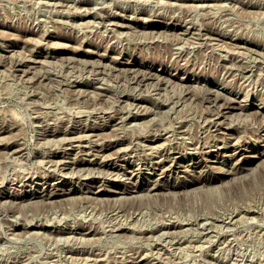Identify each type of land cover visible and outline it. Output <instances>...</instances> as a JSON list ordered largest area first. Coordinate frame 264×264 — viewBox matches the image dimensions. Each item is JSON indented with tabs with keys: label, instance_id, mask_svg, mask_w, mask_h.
<instances>
[{
	"label": "rangeland",
	"instance_id": "obj_1",
	"mask_svg": "<svg viewBox=\"0 0 264 264\" xmlns=\"http://www.w3.org/2000/svg\"><path fill=\"white\" fill-rule=\"evenodd\" d=\"M0 45V264H264V0H0ZM121 59L156 76L139 79ZM80 134L86 147L67 150L61 135ZM119 141L130 147L114 154L116 165L135 169L131 178L91 163ZM18 145L24 155L12 152ZM57 154L85 159L63 172ZM170 162L184 166L162 174ZM127 186L139 189L124 199L116 191ZM52 189L76 191L52 201L43 196ZM29 193L40 196L23 200Z\"/></svg>",
	"mask_w": 264,
	"mask_h": 264
},
{
	"label": "bare ground",
	"instance_id": "obj_2",
	"mask_svg": "<svg viewBox=\"0 0 264 264\" xmlns=\"http://www.w3.org/2000/svg\"><path fill=\"white\" fill-rule=\"evenodd\" d=\"M93 15H94V14H93ZM96 16H97V15H96ZM107 18H108V17H107ZM114 18H115V17H114ZM114 18H113V19H114ZM110 19H111V18H110ZM110 19H109V20H110ZM150 19H151V18H150ZM152 19H154V18L152 17ZM104 20H105V19H104ZM109 20H108V21H109ZM111 20H112V19H111ZM115 21H116V20H115ZM115 21H113V22H115ZM145 21H147V20H145ZM155 21H156V20H155ZM119 22H120V21H119ZM119 22H116V24L119 23ZM109 23H110V22H109ZM109 23H108V24H109ZM111 23H112V22H111ZM122 23H123V21H122ZM121 25H122V24H121ZM131 25H132V24H131ZM136 25H137V23H136ZM122 26L126 27L125 25H122ZM122 26H121V27H122ZM134 26H135V25H134ZM149 26L155 27L154 24H150ZM168 26H169V25H168ZM174 26H175V25H174ZM111 27H113V26H111ZM114 27H116V26H114ZM130 27H131V26H130ZM127 28H128V27H127ZM133 28H134V27H133ZM140 28H141V27H140ZM140 28H139V30H140ZM113 29H114V28H113ZM118 29H119V28H118ZM129 29H132V28H128V30H129ZM134 29H135V28H134ZM154 29H155V28H154ZM154 29H152V30L154 31ZM159 29H160V28H159ZM172 29H173V28H172ZM125 30H126V29H125ZM155 30H156V29H155ZM165 30H166V28H165ZM174 30H175V29H174ZM156 31H157V30H156ZM166 31H168V30H166ZM166 31H165V32H166ZM178 31H179V30H178ZM145 32H146V31H145ZM145 32H143V33H145ZM149 32H150V31H149ZM162 32H163V31H162ZM168 32H169V31H168ZM172 32H174V31H172ZM191 32H192V31H191ZM160 33H161V32H160ZM166 33H167V32H166ZM175 33H176V32H175ZM187 33H188V32H187ZM189 33H190V32H189ZM189 33H188V34H189ZM198 33H199V32H198ZM120 34H121V32H120ZM122 34H123V32H122ZM154 34H155V33H154ZM168 34H169V33H168ZM152 35H153V34H152ZM177 35H178V33H177ZM181 35H182V34H181ZM201 35H202V34H201ZM163 36H164V34H163ZM164 37H165V36H164ZM152 38H154V37H152ZM165 38H166V37H165ZM179 38H180V37H179ZM181 38H182V37H181ZM166 39H167V38H166ZM182 39H183V38H182ZM172 40H173V39H172ZM172 40H171V41H172ZM176 40H177V39H176ZM48 41H50V39H49ZM51 41H52V40H51ZM179 41H180V40H179ZM180 42H182V41H180ZM172 43H173V42H172ZM176 43H177V42H176ZM187 43H188V42H187ZM179 44H180V43H178V44H176V45H179ZM184 44H185V43H184ZM191 44H192V43H191ZM191 44H190V45H191ZM52 45H54V44H52ZM176 45H175V46H176ZM180 45H182V44H180ZM237 45H238V44H237ZM239 45H240V44H239ZM0 46H1V45H0ZM3 46H4V45H3ZM192 46H193V45H192ZM240 46H241V45H240ZM1 47H2V46H1ZM172 47H174V46L172 45ZM176 47H177V46H176ZM2 48H3V47H2ZM168 48H169V47H168ZM178 48H179V47H178ZM180 48H181V47H180ZM182 48H183V47H182ZM190 48H191V47H190ZM5 49H6V48H5ZM191 49H192V48H191ZM178 50H179V49H178ZM181 50H182V49H181ZM14 51H15V50H14ZM179 51H180V50H179ZM184 51H186V50H184ZM15 52H16V51H15ZM105 52H106V51H105ZM169 52H170V51H169ZM177 52H178V51H177ZM0 53H1V51H0ZM10 53H12V52H10ZM13 53H14V52H13ZM174 53H175V52H174ZM174 53H173V54H174ZM34 54H35V53H34ZM106 54H107V53H106ZM108 54H109V53H108ZM178 54H179V53H178ZM2 55L4 56V54H2ZM5 55H6V54H5ZM9 55H10V54H9ZM51 55L53 56V53H52ZM54 55H55V54H54ZM56 55H57V54H56ZM12 56H13V55H12ZM52 56H51V57H52ZM72 56H74V55H72ZM106 56H107V55H106ZM119 56H120V54H119ZM7 57H8V56H7ZM45 57H46V55H45ZM66 57H67V56H66ZM100 57H101V56H100ZM110 57H111V56H110ZM114 57H115V56H114ZM131 57H132V56H131ZM29 58H30V57H29ZM33 58H34V57H33ZM39 58H40V57H39ZM46 58H47V57H46ZM62 58H63V57H62ZM64 58H65V57H64ZM71 58H72V57H71ZM74 58H75V57H74ZM20 59H22V58H20ZM27 59H28V58H27ZM31 59H32V58H31ZM43 59H44V57H43ZM43 59H41V61H44V60H45V59H44V60H43ZM69 59H70V58H69ZM72 59H73V58H72ZM75 59H77V58H75ZM92 59H93V58H92ZM112 59H113V58H112ZM128 59H129V58H128ZM163 59H164V58H163ZM23 60H24V59H23ZM25 60H26V58H25ZM36 60H37V59H36ZM36 60H35V61H36ZM48 60H49V59H48ZM79 60H81V59L79 58ZM82 60L84 61L85 59H82ZM143 60H144V59H143ZM153 60H154V59H153ZM165 60H166V59H165ZM13 61H14V60H13ZM13 61H12V62H13ZM17 61H18V60H17ZM33 61H34V60H33ZM38 61H40V60L38 59ZM67 61H68V59H67ZM70 61H71V60H70ZM114 61H116V60H114ZM141 61H142V60H141ZM46 62H47V61H46ZM71 62H72V61H71ZM73 62H74V61H73ZM94 62H95V59H94ZM99 62H102V63H103L104 61H100V60H99ZM106 62H107V61H106ZM163 62H164V61H163ZM42 63H43V62H42ZM96 63H97V62H95V64H96ZM102 63H101V64H102ZM104 63H105V62H104ZM107 63H109V62H107ZM107 63H106V64H107ZM15 64H16V63H15ZM22 64H24L23 61H20V62H18L17 65L20 66V65H22ZM28 64H29V63H28ZM30 64H32V63H30ZM37 64H38V63H37ZM84 64H86V63H84ZM90 64H91V63H90ZM98 64H99V63H98ZM119 64L121 65V67H125V71H127V70L132 71V72L134 73V76H135V77H139V79H140V77H141V78H147V77H150V76H152V77H153V76H156V74L154 73V72H156V71H154L152 68H149V69H148L149 71L145 70L146 72H144V70L141 69V65H138L139 63H136V62H134V61H130V60H125V61H124V60L121 59V60H119ZM148 64H149V63H148ZM161 64H162V62H161ZM34 65H35V64H34ZM92 65H93V63H92ZM96 65H97V64H96ZM111 65H112V64H111ZM114 65H115V64H114ZM170 65H171V64H170ZM26 66H27V65H26ZM28 66H29V65H28ZM98 66H99V65H98ZM112 66H113V65H112ZM112 66H111V67H112ZM155 66H156V65H155ZM16 67H17V66H16ZM16 67H15V68H16ZM30 67H31V65H30ZM34 67H35V66H34ZM34 67H33V70H34ZM92 67H93V66H92ZM103 67H104V66H103ZM108 67H110V66H108ZM115 67H117V66H115ZM18 68H19V67H18ZM20 68H22V67H20ZM23 68H24V67H23ZM93 68H94V67H93ZM101 68H102V67H101ZM104 68H106V67H104ZM118 68H119V67H118ZM157 68H158V67H157ZM244 68H245V67H244ZM95 69H97V68H95ZM108 69H109V68H108ZM113 69H114V68H113ZM121 69H122V68H120V70H121ZM145 69H146V68H145ZM27 70H28V69H27ZM31 70H32V69H31ZM92 70H93V69H92ZM117 70H118V69H117ZM152 70H153V73H152ZM24 71H25V70H23V73H25ZM96 71H97V70H96ZM99 71L101 72V70H99ZM102 71L104 72L105 69H103ZM125 71H124V72H125ZM26 72H28V71H26ZM89 72L91 73V71H89ZM116 72H117V71H116ZM20 73H21V72H20ZM92 73H93V72H92ZM96 73H97V72H96ZM118 73H119V72H118ZM176 73H177V72H176ZM30 74H31V73H30ZM94 74H95V73H94ZM104 74H105V73H104ZM160 74H162V73H160ZM99 75H100V74H98V76H97L98 78H99ZM101 75H102V74H101ZM131 75H133V74H131ZM131 75H130V78H131ZM163 75H164V74H162V76H163ZM158 76H159V75L157 74V77H158ZM162 76H161V77H162ZM182 76H183V75H182ZM189 76H190V75H189ZM201 76H202V75H201ZM88 77H90V76H88ZM93 77H95V76H93ZM168 78H169V77H168ZM196 78H198V76H197ZM203 78H205V77H203ZM84 79H85V78H84ZM89 79H90V78H89ZM95 79H96V78H95ZM102 79H103V78H102ZM102 79H101V81H102ZM134 79H135V78H134ZM137 79H138V78H137ZM157 79H159V77H158ZM164 79H165V78H164ZM169 79H170V78H169ZM171 79H172V78H171ZM182 79H184V78H182ZM206 79H207V78H206ZM91 80L93 81V79H91ZM98 80H100V79H98ZM144 80H145V79H144ZM150 80H151V79H150ZM161 80H162V79H161ZM166 80H167V79H166ZM138 81H139V80H138ZM151 81H152V80H151ZM151 81H150V82H151ZM153 81H154V80H153ZM157 81H159V80H157ZM172 81H173V80H172ZM176 81H179V80H176ZM176 81H174V82L176 83ZM196 81H197V80H196ZM73 82H74V81H73ZM82 82H83V81H82ZM93 82H94V81H93ZM142 82H143V79H142ZM147 82H148V80H147ZM160 82H161V81H160ZM160 82H159V83H160ZM169 82H171V81H169ZM169 82H168V83H169ZM174 82H173V83H174ZM190 82H191V81H190ZM96 83H98V82L96 81ZM136 83H137V82H136ZM140 83H141V82H140ZM165 83H166V82H165ZM168 83H167V84H168ZM177 83H179V82H177ZM186 83H187V82H186ZM192 83H193V82H192ZM201 83H202L201 85L203 86V82H201ZM88 84H89V82H88ZM99 84H100V83H99ZM104 84H105V83H104ZM133 84H134V83H133ZM143 84H144V83H143ZM150 84H151V83H150ZM152 84H155V83L152 82ZM170 84H171V83H170ZM102 85H103V84H102ZM136 85H137V84H136ZM144 85L146 86L147 84H144ZM159 85H160V84H159ZM165 85H166V84H165ZM187 85H188V84H187ZM190 85H191V84H190ZM194 85H196V84H194ZM78 86H79V85H78ZM104 86H105V85H104ZM138 86H139V85H138ZM138 86H137L136 88H138ZM149 86H150V85H149ZM152 86H153V85H152ZM163 86H164V85H163ZM177 86H179V85H177ZM202 86H201V87H202ZM102 87H103V86H102ZM134 87H135V86H134ZM156 87H158V86H156ZM165 87H166V86H165ZM165 87H164V88H165ZM171 87H173V85H172ZM184 87H185V86H184ZM184 87L182 88L183 90H184ZM186 87H187V86H186ZM199 87H200V86H199ZM207 87H208V86H207ZM80 88H81V87H80ZM139 88H140V87H139ZM153 88H154V87H153ZM161 88H162V87H161ZM169 88H170V87H169ZM176 88H177V87H176ZM194 88H195V86H194ZM86 89H87V88H86ZM98 89H99V88H98ZM149 89H151V88H149ZM157 89H158V88H157ZM171 89H172V88H171ZM182 89H181V90H182ZM196 89H197V88H196ZM207 89H208V88H207ZM102 90H103V89H102ZM159 90H160V89H159ZM163 90H165V89H163ZM166 90H167V89H166ZM178 90H179V89H178ZM199 90H200V89H199ZM211 90H213V89H211ZM95 91H96V90H95ZM97 91H98V90H97ZM97 91H96V92H97ZM153 91H154V90H153ZM153 91H152V92H153ZM155 91H156V90H155ZM192 91H194V89H193ZM82 92H83V90H82ZM159 92H161V91H159ZM180 92H181V91H180ZM195 92H196V91H195ZM195 92H194V93H195ZM218 92H220V91H218ZM218 92H217V93H218ZM99 93H100V92H99ZM184 93H185V91H184ZM200 93H201V92H200ZM213 93H214V92H213ZM159 94H160V93H159ZM179 94H180V93H179ZM188 94H189V91H188ZM204 94H205V93H204ZM210 94H211V93H210ZM214 94H215V93H214ZM219 94H220V93H219ZM103 95H104V94H103ZM184 95H185V94H184ZM195 95H196V96H199V95H197V94H195ZM206 95H207V94H206ZM212 95H213V94H212ZM222 95H223V94H222ZM173 96H174V94L172 95V97H173ZM177 96H178V95H177ZM180 96H181V95H180ZM190 96H191V95H190ZM196 96H193V97H196ZM204 96H205V95H204ZM204 96H203V100H204ZM193 97H192V98H193ZM211 97H212V96H211ZM225 97H226V95H225ZM161 98H162V96H161ZM169 98H170V97H169ZM186 98H187V97H186ZM186 98H185V99H186ZM190 98H191V97H190ZM196 98H197V97H196ZM205 98H206V97H205ZM213 98H214V97H213ZM221 98H222V97H221ZM221 98H219V99H221ZM229 98H230V97H229ZM176 99H178V98H176ZM180 99H181V98H180ZM187 99H188V98H187ZM194 99H195V98H194ZM209 99H210V98H209ZM224 99H225V98H224ZM144 100H145V99H144ZM168 100H170V99H168ZM171 100H172V98H171ZM190 100H191V102H189V103H192V99H190ZM190 100H189V101H190ZM197 100H198V99H197ZM199 100H200V99H199ZM222 100H223V99H222ZM230 100H231V98H230ZM243 100H244V99H243ZM175 101H176V100H175ZM181 101H182V100H181ZM183 101H184V100H183ZM201 101H202V100H201ZM204 101H205V100H204ZM236 101H237V100H236ZM241 101H242V100H241ZM177 102H179V101H177ZM177 102H176V103H177ZM195 102H196V101H195ZM228 102H229V101H228ZM138 103H139V102H138ZM163 103H164V102H163ZM166 103H167V102H166ZM185 103H186V102H184L183 105H184ZM211 103H212V102H211ZM223 103H224V102H223ZM226 103H227V102H226ZM170 104H171V103H170ZM174 104H175V102H173V105H174ZM177 104H178V103H177ZM177 104H176V105H177ZM179 104H180V103H179ZM214 104H215V102H214ZM228 104H229V103H228ZM241 104H242V103H240V104L237 106V108L240 109L241 107H243V105H241ZM141 105H142V104H141ZM148 105H149V104H147V106H148ZM161 105H162V104H161ZM168 105H169V104H168ZM208 105H209V103H208ZM212 105H213V104H212ZM220 105H221V103H220ZM224 105H225V104H224ZM155 106H157V105H155ZM171 106H172V104H171ZM171 106H170V107H171ZM174 106H175V105H174ZM174 106H172V107H174ZM179 106H180V105H179ZM210 106H211V105H210ZM221 106H222V105H221ZM225 106H227V107H225V108H227V109L233 107V106L230 107V106H228L227 104H226ZM258 106H259V105H258ZM137 107H138V106H137ZM137 107H136V108H137ZM180 107H181V106H180ZM216 107H217V106H216ZM140 108H141V107H140ZM150 108H152V107H150ZM155 108H156V107H155ZM166 108L169 109L168 107H166ZM177 108H178V107H176V109H177ZM219 108H220V107H219ZM246 108H247V107H246ZM257 108H258V107H257ZM259 108H260V107H259ZM145 109H146V107H145ZM145 109H144V110H145ZM152 109H153V108H152ZM156 109H157V108H156ZM158 109H159V108H158ZM160 109H161V108H160ZM167 109H166V111H167ZM170 109H171V111H172L174 108H170ZM176 109H175V110H176ZM217 109H218V108H217ZM227 109H226V110H227ZM135 110H136V109H135ZM135 110H134V111H135ZM162 110H163V108H162ZM213 110H214V109H213ZM245 110H246V109H245ZM141 111H142V110H141ZM151 111H152V110H151ZM154 111H155V110H154ZM164 111H165V110H164ZM237 111H238V110H237ZM249 111H250V110H249ZM258 111H260V110H258ZM138 112H139V107H138ZM143 112H144V111H143ZM147 112H150V110H149V111L147 110ZM216 112H217V111H216ZM222 112H223V111H222ZM229 112H230V111H229ZM240 112H241V111H240ZM240 112H239V113H240ZM261 112H262V111H261ZM129 113H131V112H129ZM226 113H227V112H226ZM232 113H234V112H232ZM237 113H238V112H237ZM134 114H135V113H134ZM142 114H143V113H142ZM154 114H155V112H154ZM205 114H206V113H205ZM214 114H215V113H214ZM219 114H220V111H219ZM129 115H130V114H129ZM129 115H128V116H129ZM140 115H141V114H140ZM146 115H147V113H146ZM152 115H153V114H152ZM228 115H229V114H228ZM126 116H127V115H126ZM149 116H150V115H149ZM207 116H210V115H207ZM217 116H218V115H217ZM225 116H226V115H225ZM124 117H125V116H124ZM205 117H206V115H205ZM227 117H228V116H227ZM227 117H226V118H227ZM119 118H120V117H119ZM206 118H208V117H206ZM212 118H213V117H212ZM228 118H229V117H228ZM122 119H123V118H122ZM209 119H210V118H209ZM223 119H224V118H223ZM223 119H222V120H223ZM120 120H121V119H120ZM125 120H126V119H125ZM210 120H211V119H210ZM222 120L220 119V121H222ZM121 121H122V120H121ZM129 121H130V120H129ZM129 121H128V123H129ZM206 121H208V120L206 119ZM224 121H225V119H224ZM224 121H223V122H224ZM118 122H119V121H118ZM131 122H133V121H131ZM214 123H215V121H214ZM225 123H226V122H225ZM105 124H106V123H105ZM126 124H127V123H126ZM208 124H209V122H208ZM216 124H218V123H216ZM119 125H120V124H119ZM121 126H122V125H121ZM215 126H216V125H215ZM224 126H225V125H224ZM226 126H227V125H226ZM180 127H181V126H180ZM180 127H179V128H180ZM209 127H211V125H210ZM113 128H115V127L113 126ZM175 128H176V127H175ZM72 129H73V128H72ZM182 129H183V128H182ZM4 130H5V129H4ZM69 130H70V129H69ZM119 130H120V129H119ZM174 130H175V129H174ZM180 130H181V129H180ZM63 131H64V130H63ZM73 131H74V130H71V131L68 132L67 134H73ZM83 131H84V130H83ZM91 131H92V130H91ZM104 131H106V130H104ZM117 131H118V130H117ZM171 131H172V130H171ZM224 131H225V130H224ZM2 132H3V131H2ZM78 132H79V131H78ZM118 132H119V131H118ZM174 132H175V131H174ZM177 132H178V131H177ZM184 132H185V131H184ZM225 132H226V131H225ZM83 133H84V132H83ZM83 133H81V134H83ZM87 133H88V132H87ZM87 133H86V134H87ZM94 133H95V132H94ZM114 133H115V132H114ZM171 133H172V132H171ZM222 133H223V132H222ZM230 133H232V132H230ZM1 134H2V133H1ZM63 134H64V133H63ZM81 134H80V136L76 135V137H75L74 135H72V137H71L70 135H68V136H66V137L63 136V135H61V136L63 137V139H62V138H59V139H60V140L62 139V141H64L63 143L66 144V146H67V150H71V149H73L74 147H79V148H80V147H86V145H83V144H85L84 141H85L88 137L85 138V135H86V134H85V135H81ZM89 134H90V137H91V133H89ZM103 134H104V133H103ZM112 134H113V133H112ZM225 134H226V133H225ZM48 135H50V134H48ZM52 135L57 137V134H55V133L52 134ZM58 135H59V134H58ZM98 135H99V134H98ZM98 135H97V136H98ZM100 135H101V134H100ZM105 135H106V134H105ZM172 135H173V134H172ZM172 135H171V136H172ZM174 135H175V134H174ZM178 135H179V134H178ZM184 135H186V133L183 134V136H184ZM223 135H224V134H223ZM0 136H1V135H0ZM21 136H22V135H21ZM87 136H89V135L87 134ZM124 136H125V135H124ZM157 136H158V135H157ZM179 136H180V135H179ZM186 136H187V135H186ZM230 136H231V135H230ZM18 137L20 138V136H18ZM18 137H17V138H18ZM56 137H55V138H56ZM64 137H65V138H64ZM92 137H94V136H92ZM95 137H96V136H95ZM104 137H105V136H104ZM117 137H118V136H117ZM120 137H121V136H120ZM140 137H141V136H140ZM144 137H145V136H144ZM152 137H153V136H152ZM174 137H175V136H174ZM174 137H172V138H174ZM176 137H177V136H176ZM184 137H185V136H184ZM223 137H224V136H223ZM233 137H234V136H233ZM1 138H2V137H1ZM3 138H4V137H3ZM97 138H98V137H97ZM115 138H116V137H115ZM125 138H126V137H125ZM147 138H149V137H147ZM186 138H187V137H186ZM6 139H7V138H6ZM15 139H16V138H15ZM21 139H22V138H21ZM56 139H57V138H56ZM88 139H89V138H88ZM92 139H93V138H92ZM103 139H105V138H103ZM166 139H167V136H166ZM168 139H169V138H168ZM183 139H184V138H183ZM228 139H229V137H228ZM0 140H1V139H0ZM99 140H101V139H99ZM105 140H106V139H105ZM105 140H104V141H105ZM118 140H119V139H118ZM138 140H139V139H138ZM170 140H171V139H170ZM174 140H175V139H174ZM233 140H235V139H233ZM19 141H20V140H19ZM51 141H52V140H51ZM106 141H108V140H106ZM128 141H129V140H128ZM140 141H141V140H140ZM181 141H182V139H181ZM226 141H227V140H226ZM236 141H237V140H236ZM236 141H235V142H236ZM15 142H16V141H15ZM57 142H59V141H57ZM57 142L55 141L56 144H58ZM85 142H86V141H85ZM91 142H92V141H91ZM98 142H99V141H98ZM110 142H111V141H110ZM136 142H137V141H136ZM138 142H139V141H138ZM141 142H143V141H141ZM147 142H148V141H147ZM167 142H169V141H167ZM183 142H184V141H183ZM224 142H225V137H224ZM237 142H238V141H237ZM0 143H1V142H0ZM7 143H8V141H7ZM7 143H6V144H7ZM11 143H12V142H11ZM19 143H20V142H19ZM59 143H60V142H59ZM87 143H88V142H86V144H87ZM144 143H145V142H144ZM173 143H174V142H173ZM176 143H177V142H176ZM178 143L180 144V142H178ZM186 143H187V142H186ZM229 143H230V142H229ZM232 143H233V142H232ZM239 143H240V142H239ZM23 144H24V143H23ZM53 144H54V143H53ZM56 144H55V146H57ZM60 144H62V142H61ZM60 144H59V146H60ZM122 144H123V141H119V142H117V143L115 142V143L113 144V146L110 147V148H107V147H106V148H103L102 150H100V152H98V153H99L98 155H100L101 160L99 159L100 161H98V160L95 161V160L93 159L95 162L92 160L91 163H92V164H95V165H97V166H100V168H102V169H103V168L108 169V170H110V171L113 172V173H114V171H115V172L117 173V175H118V174H123L124 176H125V175H126V176H130V178H131V175L134 174L135 169L131 168L130 166H128V167H123L124 165H122V167H120V166L116 165L117 162L115 161L116 158H115L114 156H116L117 154L119 155V153H121V151H125V153H126L127 148L130 147V146L127 147V146L125 145V146H126V148H125V147H123L124 145L122 146ZM141 144H142V143H141ZM146 144H147V143H146ZM149 144H151V143H149ZM152 144H153V142H152ZM154 144H155V143H154ZM154 144H153V145H154ZM165 144H166V143H165ZM174 144H175V143H174ZM179 144H178V145H179ZM225 144H226V143H225ZM225 144H224V146H225ZM63 145H64V144H63ZM128 145H130V144H128ZM157 145H159V144H157ZM169 145H170V144H169ZM192 145H193V144H192ZM5 146H6V145H5ZM18 146H19V145H18ZM53 146H54V145H53ZM89 146H90V145H89ZM141 146H142V145H141ZM141 146H140V147H141ZM143 146H144V145H143ZM146 146H147V145H146ZM154 146H155V145H154ZM172 146H173V145H172ZM221 146H222V145H221ZM236 146H237V145H236ZM0 147H1V146H0ZM13 147H14V146H13ZM13 147H12V152H13V153H18L19 155L22 154V152H23V150H24L23 148H21L20 146H19L20 148H19V147H17V148H13ZM100 147H101V146H100ZM122 147H123V148H122ZM140 147H139V148H140ZM148 147H149V146H148ZM148 147H147V148H148ZM162 147H163V146H162ZM162 147H161V148H162ZM170 147H171V146H170ZM227 147H228V145H227ZM6 148H8V147H6ZM25 148H26V147H25ZM57 148H58V147H57ZM79 148H78V149H79ZM87 148H88V147H87ZM131 148H132V147H131ZM161 148H160V149H161ZM175 148H176V147H175ZM62 149H65V148L62 147ZM76 149H77V148H76ZM78 149H77V150H78ZM80 149H81V148H80ZM85 149H86V148H85ZM92 149H93V148H92ZM155 149H156V148H155ZM164 149H165V147H164ZM166 149H167V148H166ZM169 149H170V148H169ZM183 149H184V148H183ZM185 149H186V148H185ZM198 149H199V148H198ZM214 149H215V148H214ZM231 149H232V148H231ZM59 150H60V149H59ZM87 150H88V149H87ZM98 150H99V149H98ZM111 150H113V151L110 152ZM130 150H131V149H130ZM152 150H153V149H152ZM158 150H159V149H158ZM171 150H172V148H171ZM175 150H177V149H175ZM199 150H200V149H199ZM236 150H237V149H236ZM9 151H10V150H9ZM24 151H25V150H24ZM55 151H56V150H55ZM61 151H62V150H61ZM65 151H66V150H65ZM88 151H89V150H88ZM88 151H87V152H88ZM94 151H95V150H94ZM143 151H144V150H143ZM154 151H155V150H154ZM169 151H170V150H169ZM186 151H187V150H186ZM197 151H198V150H197ZM205 151H206V150H205ZM234 151H235V150H234ZM10 152H11V151H10ZM69 152H70V151H69ZM75 152H77V151H75ZM90 152H91V151H90ZM90 152H89V153H90ZM150 152H151V149H150ZM158 152H159V151H158ZM164 152H165V151H164ZM181 152H182V151H181ZM189 152H190V151H189ZM191 152H192V150H191ZM193 152H194V151H193ZM203 152H204V151H203ZM207 152H208V151H207ZM212 152H213V151H212ZM217 152H218V151H217ZM232 152H233V151H232ZM7 153H9V152H7ZM25 153H26V152H25ZM28 153H29V152H28ZM62 153H63V152H62ZM66 153H67V152H66ZM73 153H74V152H73ZM81 153H82V150H81ZM92 153H93V152H92ZM95 153H96V152H95ZM115 153H116V155H114ZM131 153H132V152H131ZM134 153H135V152H134ZM151 153H153V152H151ZM151 153H150V154H151ZM156 153H157V152H156ZM171 153H172V152H171ZM177 153H178V152H177ZM227 153H228V152H227ZM18 154H15V155H18ZM29 154H30V153H29ZM84 154H85V153H84ZM96 154H97V153H96ZM96 154H95V155H96ZM161 154H162V153H161ZM220 154H221V153H220ZM222 154H224V153H222ZM222 154H221V155H222ZM225 154H226V153H225ZM229 154H230V153H229ZM237 154H238V153H237ZM262 154H263V153H262ZM22 155H24V154H22ZM22 155H21V156H22ZM79 155H80V154H79ZM95 155H94V157H95ZM130 155H131V154H130ZM133 155H134V154H133ZM157 155H158V153H157ZM48 156H49V155H48ZM50 156H51V155H50ZM59 156H61L62 159L55 160V163H56V165H58V166L60 167V169H63V172H66V171H64V169L72 168L73 166H75L76 163H77V164H83V159H85V158H79L78 156H77V158L75 157L74 159H71L70 157H69L70 159H68V158H66V157H68V155H62V154H61V155H59V154L55 155V157H59ZM74 156H75V155H74ZM96 156H97V155H96ZM122 156H123V155H122ZM125 156H128V155H125ZM136 156H137V155H136ZM136 156H135V157H136ZM154 156H155V155H154ZM165 156H166V155H165ZM169 156H170V155H169ZM174 156H176V155L174 154ZM183 156H184V155H183ZM226 156H227V155H226ZM46 157H47V156H46ZM61 157H60V158H61ZM92 157H93V156H92ZM92 157H91V158H92ZM117 157H118V156H117ZM119 157H120V156H119ZM123 157H124V156H123ZM132 157H133V156H132ZM138 157H139V156H138ZM150 157H151V156H150ZM161 157H162V156H160V158H161ZM163 157H164V156H163ZM166 157H168V155H167ZM188 157H189V156H188ZM21 158H22V157H21ZM63 158H64V159H63ZM164 158H165V157H164ZM204 158H206V157H204ZM218 158H219V157H218ZM224 158H225V157H224ZM43 159H44V158H43ZM45 159H46V158H45ZM50 159H51V157H50ZM55 159H56V158H55ZM119 159H120V158H119ZM124 159H125V158H124ZM136 159H137V158H136ZM138 159H139V158H138ZM156 159H157V158H156ZM170 159H171V158H170ZM181 159H182V158H181ZM230 159H231V158H230ZM154 160H155V159H154ZM173 160H174V159H173ZM173 160H172V161H173ZM196 160H197V159H196ZM196 160H195V161H196ZM239 160H240V159H239ZM239 160H238V161H239ZM42 161H43V160H42ZM48 161H49V160H48ZM51 161H52V160H50L49 162H51ZM131 161H132V160H131ZM157 161H158V160H157ZM161 161H162V160H161ZM166 161H167V160H166ZM123 162H124V161H123ZM138 162H139V161H138ZM149 162H150V161H149ZM155 162H156V161H155ZM184 162H185V161H184ZM190 162H192V161H190ZM200 162H201V161H197V163H200ZM52 163H53V162H52ZM134 163H135V162H134ZM140 163H141V162H140ZM170 163H171V162H170ZM197 163H196V164H197ZM249 163H250V162H249ZM44 164H45V163H44ZM118 164H119V163H118ZM145 164H146V163H145ZM182 164H183V163H182ZM182 164L171 163V164L168 165V167H166L165 169L162 170V174L167 173L168 170L170 171V170H172V169H174V168H176V167H180V169H182L181 166H184V165H182ZM185 164H186V162H185ZM203 164H204V163H203ZM240 164H241V163H240ZM45 165H46V164H45ZM54 165H55V164H54ZM56 165H55V166H56ZM157 165H158V164H157ZM46 166H47V165H46ZM86 166H87V165H86ZM86 166H84V167H86ZM92 166H93V165H92ZM135 166H136V165H135ZM138 166H139V164H138ZM155 166H156V165H155ZM201 166H202V165H201ZM247 166H248V165H247ZM49 167H50V166H49ZM76 167H78V166H76ZM76 167H75V168H76ZM84 167H83V169H84ZM89 167H90V165H89ZM151 167H152V166H151ZM164 167H165V166H164ZM250 167H251V165H250ZM53 168H54V167H53ZM56 168H57V167H56ZM78 168H80V167H78ZM78 168H77V169H78ZM86 168H87V167H86ZM95 168H97V167L95 166ZM95 168L93 167V169H92V167H90L89 170L92 169V170L96 171ZM98 168H99V167H98ZM134 168H135V167H134ZM162 168H163V167H162ZM187 168H188V166H187ZM187 168H186V169H187ZM235 168H236V167H235ZM241 168H242V167H241ZM48 169L50 170L51 168H48ZM54 169H55V168H54ZM77 169H76V170H77ZM87 169H88V168H87ZM87 169H86V170H87ZM105 169H104V171H105ZM139 169H140V168H139ZM192 169H194V168H192ZM236 169H237V168H236ZM57 170H58V169H57ZM57 170H51V171H53V172L56 171V172H57ZM80 170H81V169H80ZM99 170H100V169H99ZM183 170H184V169H183ZM232 170H233V169H232ZM237 170H238V169H237ZM240 170H241V169H240ZM244 170H245V169H244ZM51 171H50V172H51ZM69 171H70V170H69ZM69 171H68V172H69ZM77 171H78V170H77ZM83 171H85V170H83ZM94 171H93V173H94ZM97 171H98V170H97ZM152 171H153V170H152ZM152 171H151V172H152ZM192 171H193V170H192ZM238 171H239V170H238ZM46 172H47V171H46ZM61 172H62V171H61ZM78 172H79V171H78ZM86 172H88V171H86ZM100 172H102V171H100ZM170 172H171V171H170ZM183 172H184V171H183ZM227 172H228V171H227ZM227 172H226V173H227ZM59 173H60V171H59ZM73 173H75V172H73ZM89 173H90V172H89ZM97 173H98V172H97ZM97 173H96V174H97ZM104 173H105V172H104ZM158 173H159V172H158ZM171 173H172V172H171ZM177 173H178V172H177ZM186 173H187V172H186ZM186 173H185V174H186ZM199 173H200V172H199ZM51 174H52V172H51ZM63 174H65V173H63ZM75 174H76V173H75ZM75 174H73V175H75ZM86 174H87V173H86ZM98 174H99V173H98ZM101 174H103V173H101ZM160 174H161V172H160ZM201 174H202V173H201ZM206 174H207V173H206ZM45 175H47V174L45 173ZM54 175H55V174H54ZM67 175H68V173H67ZM91 175H92V174H91ZM105 175H106V174H105ZM117 175L115 174V176H117ZM136 175H137V174H136ZM155 175H156V174H155ZM165 175H166V174H165ZM168 175H169V174H168ZM178 175H180V174H178ZM196 175H197V174H196ZM64 176H65V175H63V177H64ZM70 176H72V173H71ZM85 176H86V175H85ZM89 176H90V175H89ZM100 176H103V175H100ZM120 176H121V175H119V177H120ZM138 176H139V175H138ZM148 176H149V175H148ZM157 176H158V174H157ZM211 176H212V175H211ZM45 177H46V176H45ZM45 177H44V178H45ZM57 177H58V176H57ZM110 177H111V176H110ZM121 177H122V176H121ZM178 177H179V176H178ZM178 177H177V178H178ZM180 177H182V176H180ZM183 177H184V176H183ZM30 178H31V177H30ZM44 178H43V179H44ZM47 178H48V177H47ZM97 178H98V177H97ZM127 178H128V177H127ZM160 178H161V177H160ZM200 178H201V177H200ZM207 178H208V177H207ZM26 179H27V178H26ZM71 179H72V178H71ZM105 179H106V178H105ZM109 179H110V178H109ZM113 179H114V178H113ZM137 179H138V178H137ZM137 179H136V180H137ZM147 179H148V178H147ZM158 179H159V178H158ZM195 179H196V178H195ZM99 180H100V179H99ZM101 180H102V179H101ZM106 180H107V179H106ZM191 180H192V179H191ZM35 181H36V180H35ZM39 181H40V180H39ZM93 181H94V180H93ZM147 181H148V180H147ZM150 181H151V180H150ZM155 181H156V180H155ZM162 181H163V180H162ZM177 181H178V180H177ZM209 181H210V180H209ZM1 182H2V181H1ZM1 182H0V183H1ZM40 182H41V181H40ZM52 182H53V181H52ZM131 182H132V181H131ZM153 182H154V181H153ZM169 182H170V181H169ZM182 182H183V181H182ZM184 182H185V181H184ZM193 182H194V181H193ZM22 183H23V182H22ZM22 183H21V184H22ZM24 183H25V182H24ZM31 183H32V182H31ZM54 183H55V182H54ZM104 183H105V182H104ZM129 183H130V182H129ZM133 183H134V182H133ZM159 183H160V182H159ZM159 183H158V182H155L153 185L150 184V185H151V188H150V189H151V190H157V191H158V190L162 187ZM179 183H180V182H179ZM203 183H204V182H203ZM207 183H208V182H207ZM26 184H27V183H26ZM80 184H81V183H80ZM134 184H135V183H134ZM161 184H162V183H161ZM165 184H166V183H165ZM173 184H174V183H173ZM201 184H202V183H201ZM205 184H206V183H205ZM31 185H33V184H31ZM38 185H39V184H38ZM43 185H44V184H43ZM43 185H42V186H43ZM59 185H60V184H59ZM131 185H132V184H131ZM163 185H164V184H163ZM186 185H187V184H186ZM186 185H185V186H186ZM124 186H126V185H124ZM148 186H149V185H148ZM175 186H176V184H175ZM178 186H179V185H178ZM15 187H16V186H15ZM37 187H38V186H37ZM89 187H90V186H89ZM163 187H164V186H163ZM165 187H167V186H165ZM190 187H191V186H190ZM33 188H34V187H33ZM50 188H52V187H50ZM50 188H49V189H50ZM72 188H73V187H72ZM79 188H80V187H79ZM81 188H82V187H81ZM83 188H84V187H83ZM102 188H103V187H102ZM147 188H148V187H147ZM168 188H169V187H168ZM168 188H167V189H168ZM1 189H2V188H1ZM14 189H16V188H14ZM54 189H55V188H54ZM68 189H69V187H68ZM137 189H139V187L136 188L135 186H130V187L127 186L126 188H121L120 190H118V191H116V192H117L118 194H122V195H123V194H130L131 192H133V191H135V190H137ZM183 189H184V188H183ZM183 189H181V190H183ZM186 189H187V188H186ZM17 190H18V189H17ZM42 190H43V189H42ZM143 190H144V189H143ZM165 190H166V189H165ZM13 191H15V190H13ZM32 191H33V190H32ZM75 191H76V189H75V190L70 189V190H64V191H62V190L58 191V190H53V189H52V190H50V191H48V192H46V193L44 192L45 194H44L43 196H44L46 199L49 200V199L55 198L56 196H65V197H66V195L71 196V194H74ZM82 191H83V190H82ZM87 191H88V190H87ZM95 191H96V190H95ZM95 191H94V192H95ZM137 191H138V190H137ZM140 191H141V189H140ZM2 192H3V191H2ZM143 192H144V191H143ZM151 192H152V191H151ZM153 192H154V191H153ZM159 192H160V191H159ZM159 192H158V193H159ZM166 192H168V191H166ZM171 192H172V191H171ZM171 192H170V194H171ZM179 192H180V191H179ZM8 193H9V192H8ZM100 193L102 194V192H100ZM161 193H163V191H162ZM173 193H174V191H173ZM177 193H178V189H177ZM12 194H13V193H12ZM18 194H19V193H18ZM40 194H41V193H40ZM106 194H107V193H106ZM135 194H136V193H135ZM135 194H134V195H135ZM139 194H141V193H139ZM148 194H149V193H148ZM148 194H147V195H148ZM151 194H153V193H151ZM168 194H169V193H168ZM174 194H176V193H174ZM25 195H26V194H25ZM160 195H162V194H160ZM5 196H6V195H5ZM5 196L0 195L1 198L5 197ZM39 196H40V195H39L38 193H29V194H27V195L23 198V200H26V201L30 200V201H32L33 198H37V197H39ZM83 196H84V195H83ZM119 196H121V195H119ZM119 196H118V197H119ZM124 196H125V195H123V198H124ZM127 196H128V195H127ZM127 196H126V197H127ZM129 196H130V195H129ZM129 196H128V197H129ZM135 196H136V195H135ZM149 196H150V194H149ZM153 196H154V195H153ZM11 197H12V196H11ZM75 197H76V195H75ZM75 197H74V198H75ZM86 197H87V196H86ZM86 197H85V199L87 200ZM89 197H90V196H89ZM126 197H125L124 199H126ZM132 197H133V196H132ZM132 197H131V198H132ZM143 197H144V196H143ZM151 197H152V196H151ZM151 197H150V198H151ZM157 197H158V195H157ZM41 198H42V197H41ZM66 198H67V197H66ZM97 198H99V197H97ZM12 199H13V198H12ZM38 199H39V198H38ZM38 199H37V200H38ZM63 199H64V198H63ZM75 199H76V198H75ZM127 199H128V198H127ZM14 200H16V199H14ZM54 200H55V199H54ZM54 200L52 199V201H54ZM73 200H74V199H73ZM81 200H82V199H81ZM99 200H100V199H99ZM1 201H3V200H1ZM1 201H0V202H1ZM5 201H6V199H5ZM5 201H4V202H5ZM8 201H9V200H8ZM17 201H18V200H17ZM26 201H25V202H26ZM30 201H28V202H30ZM42 201H43V200H42ZM45 201H46V200H45ZM50 201H51V200H50ZM4 202H2V203H3L2 205H4ZM13 202H14V201H13ZM18 202H19V201H18ZM18 202H17V203H18ZM28 202H26V203L28 204ZM37 202H38V201H37ZM47 202H49V201H47ZM55 202H56V201H55ZM55 202H54V203H55ZM15 203H16V201H15ZM19 203H20V202H19ZM5 204H6V202H5ZM7 204H8V203H7ZM11 204H12V203H11ZM23 204H25V203H23ZM23 204H21V205H23ZM34 204H35V203H34ZM13 205H14V204H13ZM18 205H19V204H18ZM30 205H31V204H30ZM18 207H19V206H18ZM90 207H91V206H90ZM90 207H89V208H90ZM92 208H93V207H92ZM87 209H88V207H87ZM137 209H139V208H137ZM26 210H27V209H25L24 211H26ZM134 210H135V209H134ZM140 210H141V209H140ZM12 211H13V210H12ZM27 211H28V210H27ZM31 211H32V210H31ZM35 211H36V210H35ZM90 211H91V210H90ZM92 211H93V210H92ZM114 211H115V210H114ZM135 211H136V210H135ZM135 211H134V212H135ZM117 212H118V211H117ZM134 212H133V213H134ZM137 212H138V211H137ZM139 212H140V211H139ZM141 212H143V209H142ZM17 213H18V212H17ZM17 213H16V214H17ZM19 213H20V212H19ZM25 213H26V212H25ZM29 213H31V212H29ZM36 213H37V212H36ZM56 213H57V212H56ZM119 213H121V212H119ZM21 214H22V213H21ZM26 214H27V213H26ZM26 214H25V217H26ZM32 214H33V213H32ZM92 214H93V213H92ZM92 214H91V215H92ZM139 214H140V213H139ZM141 214H142V213H141ZM233 214H234V213L232 212V215H233ZM18 215H19V214H18ZM23 215H24V214H23ZM30 215H31V214H30ZM40 215H41V214H40ZM0 216H1V215H0ZM13 216L18 217L17 215H13ZM19 216H20V215H19ZM31 216H32V218L36 217V216H33V215H31ZM37 216H39L38 213H37ZM46 216H48V215L46 214L45 217H46ZM119 216H120V215H119ZM228 216H229V215H228ZM230 216H231V215H230ZM230 216H229V217H230ZM25 217H24V219L29 218V216H28L27 218H25ZM39 217H40V216H39ZM43 217H44V216H43ZM117 217H118V216H117ZM117 217H116V218H117ZM32 218H30L29 220H32V221H33L34 219H32ZM47 218H48V217H47ZM51 218H52V217H51ZM122 218H123V217H122ZM230 218H231V217H230ZM19 219H20V218H19ZM114 219H115V218H114ZM15 220H18V219H15ZM22 220H23V219H22ZM27 220H28V219H27ZM45 220H46V219H45ZM50 220H51V219H50ZM116 220H117V219H116ZM122 220H123V219H122ZM185 220H186V219H185ZM189 220H190V219H189ZM189 220H186V221H189ZM39 221H41V220H39ZM52 221H53V219H52ZM136 221H137V220H136ZM138 221H139V219H138ZM177 221H178V219H177ZM186 221H185V222H186ZM196 221H197V220H196ZM201 221H202V219H201ZM232 221H233V219H232ZM232 221H231V222H232ZM234 221H235V220H234ZM13 222H14V221H13ZM17 222H18V221H17ZM22 222L24 223V220H23ZM27 222H30V221H27ZM123 222H124V221H123ZM164 222H165V221H164ZM164 222H163V223H164ZM183 222H184V221H183ZM194 222H195V221H194ZM198 222H199V221H198ZM198 222H197V223H198ZM23 223H22V225H23ZM38 223H39V222H38ZM75 223H76V222H75ZM117 223H118V222H117ZM124 223H125V222H124ZM129 223H130V222H129ZM187 223H188V222H187ZM203 223H204V222H203ZM42 224H43V223H42ZM80 224H81V223H80ZM90 224H91V222H90ZM118 224H119V223H118ZM120 224H121V223H120ZM122 224H123V223H122ZM122 224H121V225H122ZM164 224H165V223H164ZM194 224H196V223H194ZM201 224H202V223H201ZM9 225H10V224H9ZM9 225H8L7 227H9ZM27 225H28V223L24 226V229H27V230H28V228L26 227ZM67 225H68V224H67ZM128 225H129V224H128ZM128 225H127V226H128ZM134 225H135V224H134ZM168 225H169V224H168ZM173 225H174V224H173ZM204 225H205V224H204ZM13 226H14V225H13ZM13 226H12V227H13ZM36 226H37V225H36ZM43 226H44V225H43ZM72 226H73V225H72ZM78 226H79V225H78ZM89 226H90V225H89ZM94 226H95V225H94ZM124 226L126 227V225H124ZM135 226H136V225H135ZM135 226H133V227L135 228ZM163 226H164V225H163ZM163 226H162V227H163ZM179 226H180V225H179ZM182 226H183V225H182ZM7 227H6V228H7ZM47 227H48V226H47ZM55 227H56V226H55ZM68 227H69V226H68ZM75 227H76V226H75ZM81 227H82V226H81ZM92 227H93V226H92ZM130 227H131V226H130ZM133 227H132V228H133ZM154 227H155V226H154ZM0 228H1V227H0ZM20 228H21V227H20ZM69 228H70V227H69ZM87 228H88V227H87ZM116 228H118V227H116ZM168 228H169V227H168ZM2 229H3V228H2ZM10 229H11V228H10ZM35 229H36V228H35ZM89 229H90V228H88V230H87L86 232H84V234H88V235H89L90 233H93L92 230H89ZM96 229H97V228H96ZM114 229H115V228H114ZM140 229H141V228H140ZM152 229H153V227H152ZM158 229H159V228H158ZM172 229H174V228H172ZM6 230H7V229H6ZM68 230H69V229H61V230H56V231H54V232L57 233V234H58V233H59V234H64V233L70 232V231H68ZM94 230H95V229H94ZM110 230H111V229H110ZM154 230H155V229H154ZM163 230H164V229H163ZM163 230H161V232H162ZM165 230H166V229H165ZM8 231H9V230H8ZM20 231H21V230H20ZM52 231H53V230H52ZM52 231H50V232H52ZM17 232H18V231H17ZM29 232H30V231H29ZM32 232H33V231H32ZM35 232H36V231H35ZM72 232H75V230L73 229ZM76 232H77V231H76ZM96 232H97V231H96ZM98 232H99V231H98ZM151 232H152V231H151ZM168 232H169V231H168ZM175 232L177 233V231H175ZM175 232H174V233H175ZM33 233H34V232H33ZM100 233H101V232H100ZM159 233H160V232H159ZM163 233H164V232H163ZM170 233H171V232H170ZM174 233H173V234H174ZM14 234H15V233H14ZM26 234H27V232H26ZM26 234H25V235H26ZM28 234H29V233H28ZM28 234H27V235H28ZM30 234H31V233H30ZM59 234H58V236H59ZM68 234H69V233H68ZM68 234H67V235H68ZM72 234H73V233H72ZM153 234H154V233H153ZM168 234H169V233H167V235H168ZM21 235H22V234H21ZM32 235H33V234H32ZM52 235H53V234H52ZM162 235H163V234H162ZM14 236H15V235H14ZM63 236H64V235H63ZM73 236H74V234H73ZM159 236L161 237V235H159ZM165 236H166V235H165ZM29 237H30V235H29ZM64 237H65V236H64ZM150 237H151V236H150ZM152 237H153V236H152ZM1 238H2V237H1ZM15 238H18V237L16 236ZM21 238H22V236L20 237V239H21ZM23 238H24V237H23ZM26 238H27V237H26ZM52 238H53V236H52ZM52 238H51V239H52ZM66 238H67V237H66ZM94 238H95V237H94ZM97 238H98V237H97ZM97 238H96V240H97ZM2 239H3V238H2ZM0 242H1V241H0ZM72 243H73V242H72ZM47 244H48V243H47ZM70 244H71V241H70ZM87 244H88V242H87ZM68 245H69V244H68ZM71 245H72V244H71ZM89 245H91V242H90ZM152 245H153V244H152ZM65 247H67V246H65ZM65 247H64V248H65ZM71 247H72V246H71ZM92 247H93V246H92ZM156 247H157V245H156ZM179 247H180V246H179ZM61 248H62V247H61ZM64 248H63V249H64ZM67 248H70V246L67 247ZM73 248H74V247H73ZM159 248H160V247H159ZM163 248H164V247H163ZM63 249H62V251H63ZM177 249H178V247H177ZM64 250H66V249H64ZM139 250H141V249H139ZM139 250H138V251H139ZM144 250H145V249H144ZM159 250H162V249H159ZM149 251H150V250H149ZM53 252H54V251H53ZM56 252H57V251H56ZM97 252H98V251H97ZM97 252H93V253H97ZM99 252H100V251H99ZM102 252H103V251H102ZM136 252H137V251H136ZM139 252H140V251H139ZM145 252H146V251H145ZM145 252H144L143 255L147 254V253H145ZM154 252H155V251H153V253H154ZM157 252H158V251H157ZM176 252H177V251H176ZM28 253H29V252H28ZM49 253H50V252H49ZM63 253H64V252H63ZM70 253H71V251H70ZM140 253H142V252H140ZM153 253H152V254H153ZM158 253H160V252H158ZM169 253H170V252H169ZM24 254H25V252H24ZM26 254H27V252H26ZM32 254H33V253H32ZM50 254H51V253H50ZM55 254H56V253H55ZM64 254H65V253H64ZM64 254H63V255H64ZM67 254H68V253H67ZM98 254H99V253H98ZM100 254H101V253H100ZM102 254H103V253H102ZM102 254H101V255H102ZM148 254H149V253H148ZM155 254H156V252H155ZM165 254H167V253H165ZM173 254H174V253H173ZM176 254H177V253H176ZM21 255H22V254H21ZM27 255H29V254H27ZM27 255H26V256H27ZM56 255H57V254H56ZM71 255H72V254H71ZM101 255H100V256H101ZM153 255H154V254H153ZM167 255H168V254H167ZM22 256H23V255H22ZM31 256H32V255H31ZM33 256H34V255H33ZM98 256H99V255H98ZM100 256H99V257H100ZM102 256H103V255H102ZM105 256H107V254H106ZM105 256H104V257H105ZM108 256H109V255H108ZM108 256H107V258H108ZM122 256H124V255H122ZM159 256H160V255L156 256V258L159 257ZM163 256H164V255H163ZM168 256H169V255H168ZM175 256H176V255H175ZM46 257H47V255H46ZM53 257H55V256H53ZM56 257H57V256H56ZM56 257H55V258H56ZM58 257L60 258V256H58ZM58 257H57V258H58ZM83 257L85 258V256H83ZM90 257H91V256H90ZM94 257H95V256H94ZM135 257H136V256H135ZM140 257H142V256H140ZM147 257H148V256H147ZM151 257H152V256H151ZM173 257H174V256H172V259H173ZM176 257H177V256H176ZM176 257H175V258H176ZM30 258H31V257H30ZM43 258H44V257H43ZM59 258H58V259H59ZM72 258H73V257H72ZM78 258H79V257H78ZM86 258H87V256H86ZM120 258H121V257H120ZM123 258H124V257H123ZM123 258H122V259H123ZM160 258H161V257H160ZM169 258H170V257H169ZM26 259H27V258H26ZM49 259H50V258H49ZM58 259H57V260H58ZM61 259H62V258H60V260H61ZM68 259H69V258H68ZM94 259H95V258H94ZM94 259H93V260H94ZM96 259H97V258H96ZM96 259H95V260H96ZM100 259H101V258H100ZM105 259H106V257H105ZM113 259H115V258H113ZM158 259H159V258H158ZM161 259H162V258H161ZM161 259H160L159 261H161ZM19 260H20V259H19ZM44 260H45V259H44ZM47 260H48V259H47ZM63 260H64V259H63ZM84 260H86V259H84ZM84 260H82V262H83ZM102 260H103V259H102ZM107 260H108V259H107ZM111 260H112V258H111ZM117 260H118V258H117ZM117 260H116V261H117ZM124 260H125V259H124ZM137 260H138V259H137ZM141 260H142V259H141ZM148 260H149V259H148ZM151 260H152V259H151ZM154 260H155V257H154ZM156 260H157V259H156ZM166 260H167V259H166ZM166 260H165V261H166ZM45 261H46V260H45ZM69 261H70V260H69ZM76 261H77V260H76ZM79 261H80V260H79ZM99 261H100V260H99ZM105 261H106V260H105ZM112 261H113V260H112ZM112 261H111V262H112ZM114 261H115V260H114ZM114 261H113V262H114ZM116 261H115V263H116ZM119 261L121 262V260H119ZM145 261H146V260H145ZM27 262H28V261H27ZM27 262L25 261L24 263H27ZM48 262H49V261H48ZM50 262H51V260H50ZM52 262H53V261H52ZM56 262H57V261H56ZM61 262H62V260H61ZM77 262H78V261H77ZM84 262H85V261H84ZM84 262H83V263H84ZM117 262H118V261H117ZM125 262H126V261H125ZM148 262H149V261H148ZM21 263L23 264V262H21ZM57 263H58V262H57ZM57 263H56V264H57ZM65 263H66V262H65ZM72 263H75V262L73 261ZM72 263H71V264H72ZM88 263H90V261H89ZM91 263H92V261H91ZM95 263H96V262H95ZM99 263H100V262H99ZM99 263H98V261H97V264H99ZM104 263H106V262H104ZM122 263H124V262H122ZM144 263H145V262H144ZM150 263H151V261L149 262V264H150ZM163 263H164V262H163ZM6 264H7V263H6ZM11 264H12V262H11ZM19 264H20V263H19ZM27 264H28V263H27ZM50 264H51V263H50ZM61 264H62V263H61ZM69 264H70V262H69ZM93 264H94V263H93ZM101 264H102V263H101ZM109 264H111V263H109ZM113 264H114V263H113ZM116 264H117V263H116ZM141 264H142V263H141ZM154 264H155V263H154Z\"/></svg>",
	"mask_w": 264,
	"mask_h": 264
}]
</instances>
